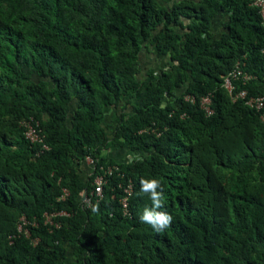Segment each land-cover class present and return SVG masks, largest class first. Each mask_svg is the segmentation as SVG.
Listing matches in <instances>:
<instances>
[{"label":"trees","instance_id":"16d2710c","mask_svg":"<svg viewBox=\"0 0 264 264\" xmlns=\"http://www.w3.org/2000/svg\"><path fill=\"white\" fill-rule=\"evenodd\" d=\"M144 51L167 68L140 77ZM237 62L236 92L264 93L248 0H0V264H264V125L222 87ZM141 178L162 181L163 232Z\"/></svg>","mask_w":264,"mask_h":264},{"label":"built area","instance_id":"2783aa9c","mask_svg":"<svg viewBox=\"0 0 264 264\" xmlns=\"http://www.w3.org/2000/svg\"><path fill=\"white\" fill-rule=\"evenodd\" d=\"M249 5L255 8L259 14L261 25L264 29V0H248ZM222 79V87L224 90L232 96L233 101L243 100L244 105L249 109H253L259 113V118L264 125V93L261 95H248V92L245 89L239 90L236 92L235 82L239 81L242 85H245L249 80L252 79L251 76L244 73L240 68V63L237 62L235 67L229 71L227 74L221 77ZM185 102H189L192 104L196 103V100L193 96L185 95L183 97ZM199 108L204 111V113L209 116L213 114V109L211 108V94L208 93L205 96H202L199 100ZM25 132L24 135L27 140L31 143H40L41 138L39 133L35 127H33L29 123H24ZM45 149L47 147H44ZM85 163L92 167L93 161L90 158H86ZM93 168V167H92ZM102 173L99 174L95 180V195L100 196L102 192V185L105 184V175H111L114 171H118V166L113 165L111 167H107L106 170L101 168ZM132 191V186L128 183L127 188L124 189L126 194H130ZM93 194V192L91 193ZM67 195V191H64V195L61 198H65ZM81 201L85 205H89L91 200L90 197L84 193L82 195ZM123 205L126 206V198L123 199ZM49 219V217H48Z\"/></svg>","mask_w":264,"mask_h":264},{"label":"clouds","instance_id":"9594fccd","mask_svg":"<svg viewBox=\"0 0 264 264\" xmlns=\"http://www.w3.org/2000/svg\"><path fill=\"white\" fill-rule=\"evenodd\" d=\"M182 96H185L184 92L182 93ZM140 185V192L141 194L148 196L151 201V207L146 206L143 209L139 215V220L141 223L150 225L155 232H163L170 227L173 218L169 213L160 210L164 207L162 181L155 178H141ZM91 210L94 213L98 212L99 205H94Z\"/></svg>","mask_w":264,"mask_h":264},{"label":"rangeland","instance_id":"374dc122","mask_svg":"<svg viewBox=\"0 0 264 264\" xmlns=\"http://www.w3.org/2000/svg\"><path fill=\"white\" fill-rule=\"evenodd\" d=\"M216 25H217V30L214 32L215 34L221 31L222 21L219 20ZM139 58L142 66V74L140 75V77L143 76L144 70L145 69L147 70L150 67L154 68L157 71H159L160 69L167 68V63L169 61L167 58L157 59L156 57L152 56L146 51L142 52ZM116 112L118 113L119 110H117ZM113 114H115L114 111ZM110 153H111L110 155H112L111 157L116 158L118 162H129L131 160L140 158V156L136 153L124 152L122 150H114V152L110 151Z\"/></svg>","mask_w":264,"mask_h":264},{"label":"crops","instance_id":"0c3cea01","mask_svg":"<svg viewBox=\"0 0 264 264\" xmlns=\"http://www.w3.org/2000/svg\"><path fill=\"white\" fill-rule=\"evenodd\" d=\"M217 29L216 25H214V30ZM108 154H111L110 151L108 152ZM90 165H88L87 163H84L83 165L80 166V170L83 173V176L85 175V173L89 170Z\"/></svg>","mask_w":264,"mask_h":264}]
</instances>
